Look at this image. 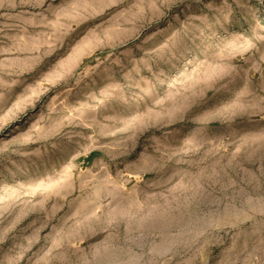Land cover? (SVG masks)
Wrapping results in <instances>:
<instances>
[{
    "label": "rangeland",
    "instance_id": "1",
    "mask_svg": "<svg viewBox=\"0 0 264 264\" xmlns=\"http://www.w3.org/2000/svg\"><path fill=\"white\" fill-rule=\"evenodd\" d=\"M0 264H264V0H0Z\"/></svg>",
    "mask_w": 264,
    "mask_h": 264
}]
</instances>
